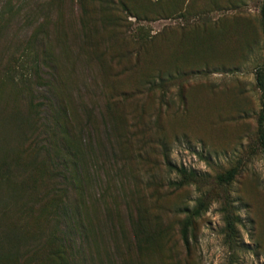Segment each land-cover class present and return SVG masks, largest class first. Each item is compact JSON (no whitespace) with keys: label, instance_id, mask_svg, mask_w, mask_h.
I'll list each match as a JSON object with an SVG mask.
<instances>
[{"label":"rangeland","instance_id":"1","mask_svg":"<svg viewBox=\"0 0 264 264\" xmlns=\"http://www.w3.org/2000/svg\"><path fill=\"white\" fill-rule=\"evenodd\" d=\"M127 1L140 19L96 0H0V123L18 107L7 75L56 74L89 220L86 240L70 237L78 264H264V0ZM25 128L0 131V264H59L61 195ZM179 169L197 181L177 186Z\"/></svg>","mask_w":264,"mask_h":264},{"label":"trees","instance_id":"2","mask_svg":"<svg viewBox=\"0 0 264 264\" xmlns=\"http://www.w3.org/2000/svg\"><path fill=\"white\" fill-rule=\"evenodd\" d=\"M96 2L105 11L109 9L115 10L116 13L123 11L136 19H140L141 17L131 7V2L127 0H96ZM261 25L264 34V8L262 10ZM45 63L51 68L50 64ZM53 70L56 73L54 68ZM32 74V77L27 78L23 83L14 82L13 77L6 76L9 82L12 83L10 87L12 92H8L6 97L10 96L9 98H13L15 103H17V100L18 107L12 106L11 99L6 102V112L8 107H12L11 111L7 112L8 114L1 119L0 131L3 132V135H6L8 134L6 133L7 129H16L19 134L20 131H25V127H33V131L30 133L35 134V140L31 146L35 149L36 157L41 160L39 163H42L49 169V180H51L54 194L60 193L61 195V199L59 198L60 203L56 205L54 219L57 222H61V219L64 220L66 234L61 231V236L58 237L61 248L58 251L60 253L57 255V258L59 259V264H68L67 259L69 256L71 264H78L77 262L84 257V248L76 244L75 238L70 237L73 233H80L79 235L86 240L89 237L87 227L89 226V220L79 206L80 203L78 204L73 197L74 195L71 197V189H76L77 187L75 183V172L77 169L75 168H77L78 164L76 162L78 159L76 158V161L74 159L76 156L74 151L75 146L70 140L72 138L71 121L66 103L61 95L58 94L56 74L52 76V81L48 76L45 77L36 71ZM255 78L257 86L264 97V65L256 70ZM3 135L2 139L4 138ZM257 141L264 159V101H262L257 117ZM179 171L181 178L178 182H175L177 186L195 183L198 179V176L192 172L182 169H179ZM232 177V171L218 175L219 181L224 182L230 181ZM201 205V203L198 204L191 214H187L180 226L181 236L186 244L188 243L190 225L193 218L199 215ZM187 212H190V210ZM74 219H76L75 222ZM232 223L228 221L229 228H232Z\"/></svg>","mask_w":264,"mask_h":264}]
</instances>
